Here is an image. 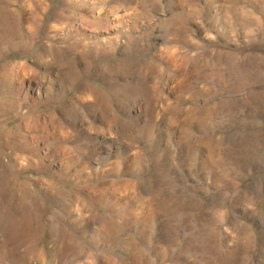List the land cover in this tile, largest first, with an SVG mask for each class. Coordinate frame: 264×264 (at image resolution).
<instances>
[{"label": "rangeland", "instance_id": "rangeland-1", "mask_svg": "<svg viewBox=\"0 0 264 264\" xmlns=\"http://www.w3.org/2000/svg\"><path fill=\"white\" fill-rule=\"evenodd\" d=\"M0 264H264V0H0Z\"/></svg>", "mask_w": 264, "mask_h": 264}, {"label": "bare ground", "instance_id": "bare-ground-1", "mask_svg": "<svg viewBox=\"0 0 264 264\" xmlns=\"http://www.w3.org/2000/svg\"><path fill=\"white\" fill-rule=\"evenodd\" d=\"M55 54H57V53H55ZM58 55V54H57ZM62 55H63V53H62ZM54 57V56H53ZM57 58V57H56ZM136 259V258H135Z\"/></svg>", "mask_w": 264, "mask_h": 264}]
</instances>
